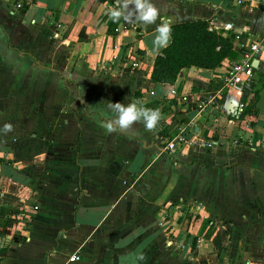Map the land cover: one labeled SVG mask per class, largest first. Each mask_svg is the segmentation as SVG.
Segmentation results:
<instances>
[{
    "label": "crops",
    "instance_id": "0c3cea01",
    "mask_svg": "<svg viewBox=\"0 0 264 264\" xmlns=\"http://www.w3.org/2000/svg\"><path fill=\"white\" fill-rule=\"evenodd\" d=\"M115 2L0 0V264H264V7L152 0L156 24L108 32ZM197 18L263 46L251 94L224 88L226 58L149 79L156 26ZM108 102L161 119L109 134ZM209 221L226 230L219 252Z\"/></svg>",
    "mask_w": 264,
    "mask_h": 264
},
{
    "label": "trees",
    "instance_id": "16d2710c",
    "mask_svg": "<svg viewBox=\"0 0 264 264\" xmlns=\"http://www.w3.org/2000/svg\"><path fill=\"white\" fill-rule=\"evenodd\" d=\"M96 3L94 1L91 8H94ZM116 23L110 20L107 31L113 32ZM170 24L172 27L171 42L167 48L161 50L159 55H154L149 74L151 81L172 83L178 71L183 67L193 65L214 68L224 58H233L237 52L232 44L233 33L222 35L206 19L176 20ZM254 91L247 105H251L256 100L257 89ZM0 210L3 211L2 208ZM9 221L10 219L6 220L8 223ZM203 236L210 239L215 251L219 252L225 241L226 230L219 226L216 227L212 221H209Z\"/></svg>",
    "mask_w": 264,
    "mask_h": 264
},
{
    "label": "clouds",
    "instance_id": "9594fccd",
    "mask_svg": "<svg viewBox=\"0 0 264 264\" xmlns=\"http://www.w3.org/2000/svg\"><path fill=\"white\" fill-rule=\"evenodd\" d=\"M108 14L109 19L114 23L121 19L125 22L135 20L145 26L156 24L160 15L152 0H116ZM155 33L151 49H148L147 45L144 46L149 56L159 55L162 49L169 46L172 33L171 24L166 20H161L156 26ZM107 107L114 114L113 118L105 124V131L109 134L117 130L125 132L138 122H142L145 129L152 132L155 131L161 119L158 109H148L136 103L124 105L119 102H108ZM12 130L13 126L9 123L4 124L0 129L5 134Z\"/></svg>",
    "mask_w": 264,
    "mask_h": 264
},
{
    "label": "built area",
    "instance_id": "2783aa9c",
    "mask_svg": "<svg viewBox=\"0 0 264 264\" xmlns=\"http://www.w3.org/2000/svg\"><path fill=\"white\" fill-rule=\"evenodd\" d=\"M244 0H234L235 4H240ZM258 3L264 7V0H257ZM235 48L237 50L235 56L231 59L226 58L224 62V68L222 72V83L225 89L229 87H236L245 95L252 93L253 86L251 75L253 71L252 60L256 58L259 59V54L262 53L263 46L254 38L244 41L236 40ZM223 91L219 90L217 93L206 95L205 101L199 100V106H204L205 103H210L213 106L219 104L218 98L221 97ZM181 95V100L185 98L184 94ZM244 102L241 101L236 106V111L242 110V105ZM175 142L180 143L182 139L181 134L175 135ZM173 143L169 140L167 142V148L171 149ZM22 208V206H20ZM35 207V206H33ZM23 210V209H22ZM20 214V212H19ZM77 253H72L69 256V259L77 258Z\"/></svg>",
    "mask_w": 264,
    "mask_h": 264
},
{
    "label": "water",
    "instance_id": "95a60500",
    "mask_svg": "<svg viewBox=\"0 0 264 264\" xmlns=\"http://www.w3.org/2000/svg\"><path fill=\"white\" fill-rule=\"evenodd\" d=\"M256 63H257V59H256V58H254V59L252 60V65H253V67H255V66H256Z\"/></svg>",
    "mask_w": 264,
    "mask_h": 264
},
{
    "label": "rangeland",
    "instance_id": "374dc122",
    "mask_svg": "<svg viewBox=\"0 0 264 264\" xmlns=\"http://www.w3.org/2000/svg\"><path fill=\"white\" fill-rule=\"evenodd\" d=\"M257 40V39H256Z\"/></svg>",
    "mask_w": 264,
    "mask_h": 264
}]
</instances>
